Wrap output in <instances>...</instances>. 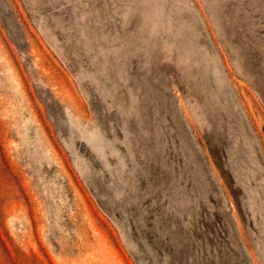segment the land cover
<instances>
[{
    "label": "rangeland",
    "instance_id": "rangeland-1",
    "mask_svg": "<svg viewBox=\"0 0 264 264\" xmlns=\"http://www.w3.org/2000/svg\"><path fill=\"white\" fill-rule=\"evenodd\" d=\"M0 264H264V0H0Z\"/></svg>",
    "mask_w": 264,
    "mask_h": 264
}]
</instances>
